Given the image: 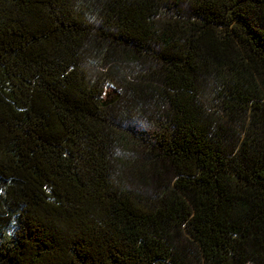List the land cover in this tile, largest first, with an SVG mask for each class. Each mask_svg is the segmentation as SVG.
I'll return each instance as SVG.
<instances>
[{
    "label": "trees",
    "instance_id": "obj_1",
    "mask_svg": "<svg viewBox=\"0 0 264 264\" xmlns=\"http://www.w3.org/2000/svg\"><path fill=\"white\" fill-rule=\"evenodd\" d=\"M0 264H264V0H0Z\"/></svg>",
    "mask_w": 264,
    "mask_h": 264
},
{
    "label": "rangeland",
    "instance_id": "obj_2",
    "mask_svg": "<svg viewBox=\"0 0 264 264\" xmlns=\"http://www.w3.org/2000/svg\"><path fill=\"white\" fill-rule=\"evenodd\" d=\"M190 247H191L192 250H194V246L193 245H191Z\"/></svg>",
    "mask_w": 264,
    "mask_h": 264
},
{
    "label": "clouds",
    "instance_id": "obj_3",
    "mask_svg": "<svg viewBox=\"0 0 264 264\" xmlns=\"http://www.w3.org/2000/svg\"><path fill=\"white\" fill-rule=\"evenodd\" d=\"M9 235H11V233L9 232Z\"/></svg>",
    "mask_w": 264,
    "mask_h": 264
}]
</instances>
